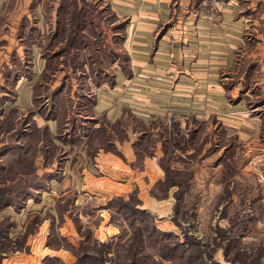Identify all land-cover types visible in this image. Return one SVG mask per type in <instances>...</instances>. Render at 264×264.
I'll return each instance as SVG.
<instances>
[{"label":"rangeland","instance_id":"374dc122","mask_svg":"<svg viewBox=\"0 0 264 264\" xmlns=\"http://www.w3.org/2000/svg\"><path fill=\"white\" fill-rule=\"evenodd\" d=\"M113 1L0 0V146L24 130L21 155H0V264H264V0H236L217 37L161 23L154 45L183 44L181 73L162 54L130 71ZM223 1L199 17L219 22ZM103 150L139 183L83 194ZM130 195L143 213L108 206Z\"/></svg>","mask_w":264,"mask_h":264},{"label":"crops","instance_id":"0c3cea01","mask_svg":"<svg viewBox=\"0 0 264 264\" xmlns=\"http://www.w3.org/2000/svg\"><path fill=\"white\" fill-rule=\"evenodd\" d=\"M144 1H146V4H143L141 0H115V2L113 1L116 7H121V8L124 6L127 7V12L124 13V15L128 16V18L130 19L129 20L130 23L128 24V27L126 29L125 39L128 44L126 49L129 55L132 57V67L130 71H133V73H135L137 69L146 68V67H148L149 70L157 69L158 68L157 63L151 65L152 62L151 63L149 62L150 55L154 58V56L157 57V54L158 55L162 54L164 55V57L169 56L170 57L169 62L171 67H184L183 69H181V71H179L180 73L185 72V69L189 68V65H186L185 58H183L186 52L184 51V49H182L183 44H181L180 42L170 43L167 41V37L165 35L161 37L160 40L157 41L158 44L156 43V45H154V38L156 36V32L158 30L159 25L163 22H166L170 18V16L181 14L179 17L177 16L178 19L181 18V20H178L177 22L184 23L182 30L187 34H190L191 31L198 30L203 32L202 34L209 36L208 33L210 31L212 34H215V37H217L218 29H219L218 27H220V24L222 25L223 20L228 21L232 19L233 17L231 12H233V10L235 11L238 8L236 4V0H227V1H223L225 3H221V2L217 3L216 4L217 10L222 12L225 10L227 11V12H223L222 20L218 22V20H216V17H214L212 20H208L206 18L202 19L203 18L202 16H201L202 18L199 17V14L204 13L205 11V7L202 4H200L199 0H144ZM194 13L196 14V16H194ZM233 19L232 21H235V19L234 20ZM194 20L195 22L193 23ZM190 23H193L191 28L188 27ZM175 25L178 26V24ZM200 27H202L203 29H200ZM231 34L232 33H230L229 35ZM220 39L222 38L219 36L216 39L218 42H214V40L212 41V39L209 38L202 40L203 41L201 43L203 46L202 48H207L203 50L209 52H216L217 54H220V50H219L220 47L217 46ZM208 41L211 42L212 46L210 45V42L206 43ZM228 46L232 47L233 44H228ZM179 59L183 62V64H181ZM128 75H130V73H128ZM178 75L179 73L177 74V76ZM181 86H188V84H182ZM98 91L99 90L97 89V92ZM99 101L96 102L95 108L101 109L102 106L99 104ZM155 101L156 102L154 103L159 102L157 100ZM111 110L108 109L106 114H97V115H103L106 118H110ZM93 115L94 117L96 116V114ZM120 115L121 114H116V116H120ZM137 115H139L138 118L141 121L147 123L151 119L150 116L153 114L140 113ZM135 135L136 134H134V132H132L131 134L128 132L127 135L128 137L126 140L122 141L123 142L122 145L126 143L130 145V143H132V141L134 140L133 137H135ZM101 156H107L109 158L106 159ZM99 159H100L101 167H103L104 165L106 166V169H104L105 170L104 172L102 169L101 171L102 173L97 177L88 174H83V176L80 178L81 185L80 187H77L78 189H80V191L83 192V194L93 193V192L96 193L97 191H99L102 196H106L108 191L119 192L118 189L120 188L118 187V185L125 186L126 188L122 189V191L126 192L128 187L131 188V186H135L139 183L137 176H134L135 174H131V175L128 174V170H126L127 167L126 164L118 160L110 152L105 151L104 153V150L101 151ZM103 160L105 163H103ZM146 163L147 165H145L144 170L142 172H149L151 176H148V179L149 181L152 180L153 183L154 181H156L157 178L161 177V174H158L155 168L150 167L151 165L149 162ZM109 164H112L113 166L110 167L108 170ZM119 165L121 166L119 170H113L118 168ZM127 169L129 168L127 167ZM131 171L132 173H134L133 170ZM73 178H75L74 175ZM139 186H141V184H139ZM144 193L145 191H143V187H140L139 194H144ZM148 200L150 201V198H148ZM143 201H146V199L144 198Z\"/></svg>","mask_w":264,"mask_h":264},{"label":"trees","instance_id":"16d2710c","mask_svg":"<svg viewBox=\"0 0 264 264\" xmlns=\"http://www.w3.org/2000/svg\"><path fill=\"white\" fill-rule=\"evenodd\" d=\"M55 116L53 114H48L47 119L50 118H54ZM24 130L22 129H16L13 133H11L9 136V140L5 141L4 143L1 144L0 146V155H6L8 153L15 155V153L17 155H21V151H22V146L20 143V137L18 138V133H23ZM21 135V134H20ZM142 137V136H141ZM20 192V191H19ZM19 192H17L16 194H19ZM26 193L25 190L21 192V194ZM180 194V193H179ZM132 199V196L130 195V197L128 198V201L126 202V200H124L122 197L118 198L117 202L114 201L115 199H113L112 201L109 202L108 206H112L113 204H115L116 206H119L120 209H127L129 211L130 214H135L138 215L139 213H143L144 210H140L139 208H137L135 205H130V200ZM4 202H10V199L5 198L1 200V203ZM136 203V200L134 199V204Z\"/></svg>","mask_w":264,"mask_h":264}]
</instances>
